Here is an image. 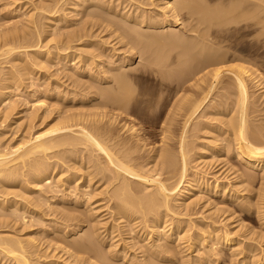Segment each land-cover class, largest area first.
I'll list each match as a JSON object with an SVG mask.
<instances>
[{
  "label": "rangeland",
  "instance_id": "1",
  "mask_svg": "<svg viewBox=\"0 0 264 264\" xmlns=\"http://www.w3.org/2000/svg\"><path fill=\"white\" fill-rule=\"evenodd\" d=\"M41 1H43V2H41ZM45 1H46V3L48 2L47 0H0V43H1V46L3 44V41H1V40H4L5 38L7 39V38H9V35L12 36V34H14V32H12V31L14 30L13 26H15V24H17L15 26L17 28L22 27L23 24L26 26V24L28 22L25 20L27 18L23 14L25 12H28V14H29L31 8L33 9L35 6L46 4ZM88 1L89 0H84V1L83 0H61V4H62L61 8L66 10L65 11L66 12L65 17L67 16L65 18L66 21H63L64 20L63 19L62 20L63 22L61 21V23H59L60 21L56 20L59 24L56 22V24H54L55 26L52 25L53 27L52 26L48 27V19L46 16L49 14L47 12H44L40 15L36 14V17L37 16L40 17L39 20L41 19V22L43 21L41 24L43 26H41V27L45 30V31L43 30V34H40V39H41L42 43L38 46L37 45L35 46V44L33 45V43H35L33 41H35L37 39V38H35V34H33V35L28 34L30 37H28V39H26L27 38V37H25L26 34L20 33V31L22 29L26 33L29 30L31 31L30 27L26 26L25 29H24V27L22 29L21 28L18 29L19 36H21L23 34L25 35V36L24 35L22 36L23 39H22V37H20V39L17 40V45L21 44V47L19 49H17L16 51H14V53H13L14 55L12 54V55L4 57V58L0 57V86L4 83H7L6 81H7L8 76H9L7 74L9 73V71L13 70L14 68L17 69V72L21 73V74H25L29 70L30 71L34 70L32 72L34 74L36 73L35 75H33V74L28 75L27 74V76H30L31 78L27 79V81H25V83L21 87L17 88L11 95L12 98L14 97L13 100L16 101L15 112H17V111L23 112L24 116L22 118H18V119L8 117L7 119L2 120L3 117L0 115V134H1L0 135V142L1 143L4 142V144L7 147H9V146L12 147L14 145L16 146L19 143L18 141H21L25 138L29 139V138L35 137L34 135H36V134L41 135V132L43 134L44 132L47 131V129L49 130V128H47V127H51V126L55 125L54 123L57 122L58 117H60L61 115L64 116L68 112H69L68 114H71V113H74L76 115L78 114L79 119L82 117L84 120V117H85L84 121H86L87 125L89 124V126H91L90 129L92 128L91 130L94 131L93 124L95 125V123L93 120L94 119L93 113L95 116V114L97 113L96 111L100 110V114L102 112V115L100 117L102 118V122H103V123H99L100 126L103 124L102 127L104 125H105V127H107L106 125H108V127L110 129H112V127H113V129H112L113 134H115V136L117 134L116 140H118L119 142H121V140L125 141V142H127L126 145L128 146L129 149L137 150L135 152H138V153L134 154V155H136L135 157L137 158L136 161H140L142 164L143 163L148 164L147 168H149V167L153 168V166L160 161L159 159H161V158H159L160 156L158 154L161 152V149H163L164 147L169 146L168 149H173L174 153H175V151L177 153V140H179L178 137L180 138L181 133H182V127H183L182 123H183V119H184L182 116L180 117V115L175 114L176 117L173 116V120L175 118L176 119L174 121L172 120L170 124L164 122V117L166 116L165 117L166 119L170 118V116L172 117L173 114H171L170 112L173 111L174 104H176V101L178 102L180 98L182 99V97L184 98L185 95H188L193 100V98L196 96L193 93H191L192 91L190 93H189V91H187V92H185V91L183 92L182 90L178 91L176 88H178L179 85L177 84V80H176L174 75H171L169 72H167V73L162 72V75H164V77H163V80H161L158 77L157 71L154 70L153 74L151 76H141V77L140 76L137 77L134 75L132 76V85L134 83V86H132V87H135V90H136L135 94L138 96V98L136 100H134V102H132V106H131V109L129 111L130 113L128 112V114H126V115L122 114L120 116V115H118V113H120L119 111H121V110L116 111L117 109L112 110V108L110 106L109 107H108V105L105 106L103 103L106 100H108L112 95V93L107 92V91H110V90H112L111 92L114 91L111 88L113 83L112 84L109 83L112 80L111 79L112 77H110V76H112L113 74H114L113 76L119 74V70L116 68V66L117 65L121 66V64H122L123 67L125 66L129 69L131 67H138L144 63H147L146 62L147 56L141 54L139 52V50L137 49V47L134 48V51L132 53V51H130L131 49L129 48L130 45L127 44V46H126L125 40L121 39L120 37L118 38V35H119L118 33L117 34H116V32L112 33L111 31H109V29L107 30V28H105V27H99V28L91 27L89 25V23H90L89 20L94 19V18H92L91 16L89 17L88 14L92 11L99 10V8H97V6L95 4H92L94 7L92 6V7H89V9H86L85 7H83L84 6L83 4H85V2H88ZM96 1L97 0H95V3H96ZM125 1L126 0H123V1L122 0H111V1L105 0V2H107L109 6H111V5L116 6V5H118V3L121 4L122 8L124 6H126L127 8L124 7L125 9L119 8L122 10L121 12L125 11L124 13H126V12L128 13V11H129V13H130V11H131V12L136 13L137 15L139 14V12L141 13V11H140L141 9L146 10L147 12L148 11L150 12L153 9L154 10L153 13L158 12V8H156L157 7L156 4L162 2L160 0L159 1L158 0H155V1L154 0H152V1H150V0H139V1L127 0L128 2L127 1L125 2ZM140 1L142 2V4ZM144 1H146V2L143 3ZM70 2L71 3L75 2V4H72V5L75 6L76 10H73L74 12H72V13H71L72 10L69 11L70 10L69 7L71 5ZM138 2H140V3H138ZM148 2H150L151 4H152V2H154V6H156V7H154L153 4L152 5L150 4L151 5L150 6ZM64 3H65V5H64ZM212 3H214V2H212ZM138 4H140V5H138ZM136 5H138L137 7H139V6L140 7L137 8ZM132 7L134 9L137 8V11L136 12L133 11L134 9ZM94 8H95V10H94ZM37 11L38 10H36V12ZM68 11H69V13H68ZM86 11H87V13H86ZM36 12L34 11V13H36ZM77 13H78V15H77ZM44 14H46V15H44ZM86 14L88 16H86ZM181 17L183 19V20L181 19L183 26L185 25L187 28H189L188 23L189 24L194 23V22H191V20L189 18H187L185 16L183 17V15ZM42 19H44V20H42ZM188 20L190 22H188ZM86 21L89 23H87ZM13 22H14V24H13ZM23 22H25V23H23ZM43 23L46 24L47 26H44ZM84 23H85L84 26H85L86 31H85L84 26H83ZM62 26H64L65 28ZM45 27L47 28V30ZM77 27H78V29H77ZM81 27H83L85 32L88 31V33H87L88 36L87 35L85 36L84 34H83V36L81 35L82 33H84L83 31L82 32L80 31V29L83 30ZM53 28H55L56 30L55 29L53 30ZM61 28H63V30L65 31L64 32L61 30L62 33H64V34H59V32H57L58 31L57 29H59V31H60ZM49 29H50V32H49ZM18 31L16 30V32H18ZM23 31H21V32H23ZM46 31H48L49 33L52 32V34H49ZM70 31H72L71 32L72 34H70ZM54 32L58 33V34H55ZM78 32L80 34H78ZM66 33H68V34H66ZM80 35H81V38H80ZM232 35L233 34H231V35L229 34V36L231 37V40H235L237 42L236 43L237 48L239 49L238 52L243 54L244 56L246 55L245 58H248V59H246L245 64L247 66H249L250 68H252L254 71L256 70L255 73H258V74H256L257 78L259 79L261 77L262 82H263L264 78H262V77L264 76V57H263L264 51H263L262 44H261L262 40H263V38H262L263 35L262 34H260V35L259 34H237V36L235 34H234L235 36L234 35L232 36ZM236 37H237V39H235ZM253 37H255V38H253ZM33 38H34V40H33ZM256 38L261 42H258V40ZM12 40H14V42L16 43L15 38H13ZM19 40H20V42H18ZM27 40H29L27 42L28 44L26 43ZM30 40H31V42H30ZM119 40H121V41H119ZM255 41L257 42L256 45L254 43ZM45 43L47 44L46 45L47 47L45 46ZM228 43H230V42L228 41L226 44H228ZM251 43H254V44L251 45ZM64 44H66V45H64ZM68 44L70 46V49H67V51H65L64 47L67 46ZM22 45H24V46H22ZM56 45H57V47H56ZM61 45H64V46L59 47ZM241 45L244 48H242ZM227 47L228 46H225V44H224L223 49L225 48V50L226 49L228 50L229 47L228 48ZM34 48H35V50H40V52L41 51H43V52L37 54L33 51ZM258 48H260V50ZM55 49L59 50V52L56 51ZM250 49H254L256 53H254V55L249 54L248 52ZM136 50H138V51H136ZM70 51L72 52V55H70L71 57L69 56V61H64V62L58 61L59 60L57 58L58 53H66V52L70 53ZM85 52L86 53L88 52L87 54H89V55H87ZM193 52L195 53V50ZM18 53H23L22 55L25 58L21 57L22 55L21 54L19 55ZM46 53H48L50 55L49 58L46 55ZM51 53H53L52 54L53 56L51 55ZM172 53L174 54V52H172ZM33 54H37L38 56L33 55ZM173 54H172L171 58L175 57V54H174V56H173ZM12 56H13V58H12ZM16 56L18 58H16ZM33 56L34 57L36 56V58H37V59L35 58L36 64H35V62L34 63L32 62V59H33V61H35ZM244 56H242V57H244ZM87 57H89V58L87 59ZM9 58H11V59H9ZM171 58L169 57L170 60L168 59L169 62L167 60V62H166L167 66H165L167 68L169 67L170 69L175 68L177 65L178 66L176 67V69L183 68V66H185L188 62H192V60H189V61L187 60V62L186 61L182 62V63H186V64L183 65L182 63H180L182 66V67H180L179 66L180 64H177V61L174 60L175 58H172V60H171ZM12 59H13V61H12L13 63L10 61ZM251 59L253 62L251 61ZM7 60L9 63L6 62ZM16 60H20L21 64H20V62H19V64H17L18 61H16ZM22 60L24 61V63L27 62V64L24 65ZM29 60H31L30 62L32 65L29 64L30 63ZM37 60H38V62L40 61L41 65H39V63L37 65ZM77 60L79 62L78 65L76 64ZM248 60H249V62H248ZM92 61H93V64H92ZM164 61H166V59ZM170 62H172V63H170ZM173 62L174 63L176 62V64H177V65L175 64V67L173 66ZM11 64H13V65H11ZM75 64L77 66H75ZM169 64H172V65H169ZM189 64H191V63H189ZM192 64H194V63H192ZM14 65H16V67H14ZM27 65H28V68H27ZM34 65H35V67H34ZM111 65L113 66V68H111ZM106 66L107 67L109 66V67L107 68ZM165 67H162V69H160V71L165 70L164 72H166V71L172 72V71L176 70V69L170 70L169 68L164 69ZM209 68L210 69H207V71L211 70L213 67H209ZM21 69H22V71H21ZM76 69H77V71H76L77 73L74 71ZM105 69H109L110 71L109 70H107V71L110 72V74L108 73V75H107V71ZM92 73H93V75H92ZM168 75H170L171 77ZM108 77H110L107 80L109 82H106V79ZM167 77H169V78H167ZM224 77H223V79H221V83H222L221 85L222 86H217V88H215L211 92L210 96L206 99V101L203 102V104H202L203 106H201L202 108H200V110L194 115V117H193L194 119H192L190 122L191 125L189 124L188 129L186 130V134H185L186 139L185 140L188 143L187 148H189L188 149L189 153H187L189 156V157L187 156L188 164H189V166H188L189 171L191 170V172H192V170L195 169L197 171L199 170L200 172H202L203 175L204 174H206V175H204L205 177H201V179L198 180V183H197V181H195L197 185H195V186L190 185L191 187H189L188 190L190 191L191 194H185L184 196H181L180 205H179V207H176L178 209L175 208V210H177V212L175 211L177 213V215L174 214L173 216H174V218H176L180 221H188V219L190 218L189 220L192 221V222H190L191 225L193 223L196 224L197 222L198 223L199 222H208L209 223V222H211V220L215 219L214 221H217L218 226L221 225L220 227L223 228L222 230L226 231L225 229H229V230H227V232L228 231H229V233L231 232V236L234 234V236H233V238L235 239L234 243H238L237 245H239V243L242 241L240 243L241 245H239V248H241V249H242V247L243 248L244 247L249 248L251 246H252L251 248H253L255 246L254 253H253V251H250L245 256H246V258L250 257V259H252V258L258 259L259 258V260H257V262H255V259H254V261L252 259L251 262L249 261L247 264H264V232H263L264 228H263V226H261L262 221H261L260 214H258V212L260 210L259 209L260 208L259 202L261 201V198L264 197V189H263L264 177H262L264 175L263 174L264 168L247 167L246 165L244 166L243 162L236 160V158H234L232 153H230V152L228 153L225 151L227 149V146H229L228 143H230V144L232 143L233 145L235 143V141L232 139L233 137L230 135L231 133L229 132L230 127L226 123L229 120L232 121V119H233L232 116H235L233 119V120H235V118L237 117L236 112L238 109L236 110V108L238 105L235 104V101L237 100V98H236L237 95L235 94V93H237V89L235 88V85L233 84L230 77H227V75H225ZM166 78L167 79L171 78V79L166 80ZM209 79L210 78H208V79L206 78L205 83H200L201 84V85H199L200 88L203 85H205L207 82L209 84L211 82V79H210V82H209ZM104 80H105V82H104ZM171 81H172V83H171ZM194 82H195V80L194 81L191 80V81H188V84H185V85H189V83H190V86L193 85L194 88L197 89L198 86L195 85L196 83L192 84ZM228 82H230V83H228ZM165 83H168V84L170 83V86L168 84L166 86ZM178 83H180V82H178ZM57 84L59 87L57 86ZM231 84L234 86H232ZM253 84H255V83L254 82L250 83V86H251L250 91H251V93L253 92L251 97H253V98L250 97L249 102L251 103L253 101V103L254 102H256V103L253 106H251V107H253L252 109L250 107L251 110L249 112L248 119H247L248 122H250V123L247 122V125L249 126L250 131H252V133H250V134H252V136L256 135L259 132H262V133L264 132V130H262V129H264L263 128L264 127V108H263L264 107V87H263V89H261V88H258V86L253 85ZM174 86H177V87H174ZM193 86H192V88H193ZM221 87H223V88H221ZM176 90L178 91V93ZM233 90H235V92ZM102 92H104L105 94L108 93L110 95L107 96L108 94L105 95ZM114 92L116 93V90ZM114 92H113V94H114ZM15 93H16V95H15ZM138 93H139V95H138ZM183 93H185V94H183ZM218 95H220V96H218ZM223 95H225V96H223ZM82 96L88 97L87 102H82V98H83ZM232 96H234V97H232ZM251 99H253V100H251ZM192 100L190 99V102ZM223 102H225V103H223ZM163 103H164V105H163ZM191 103H194V100ZM217 103H219L218 104L219 107H218ZM213 104H214V106H213ZM100 105H101V108H100ZM234 105L236 107H234ZM255 105H257V106H255ZM255 107H256V109H255ZM1 108H3V104L0 105V110H2ZM170 108H171V110H170ZM232 109H234V110H232ZM254 109H255V111H254ZM230 110L232 111V113L230 112ZM62 111L64 112V114ZM49 112H50V114H49ZM32 113L34 115V118L31 115ZM167 113L169 114V116L166 115ZM44 114H46V115H44ZM47 115H48V117H47ZM58 115H60V116H58ZM76 115H75V117L77 118ZM67 118H69V117H67ZM82 118L78 122H81ZM42 119H44V121H42ZM90 119H91V121H90ZM72 122H74V120H72L71 123ZM162 122L167 124V125H165L163 127ZM222 122H223V125H222ZM74 123H72V124H74ZM28 124H29V127H31V129L28 128L29 130L27 129ZM198 124H200V125H198ZM132 126L134 127V129H131L132 130V132H131L130 128H133ZM74 127H72V129H78L76 126H74ZM253 127H254V129H253ZM45 128H47V129H45ZM161 129L164 132H166V133H164V135L161 132ZM166 129L168 131H165ZM251 129H253V130H251ZM117 132H119V133H117ZM167 132L169 133V135L167 134ZM213 132L215 134H217V136L219 138L217 136H215V134ZM174 133H175V135H174ZM227 135H229V136H227ZM167 136H168V139H163L165 137L167 138ZM213 136H215V137H213ZM224 136H226V138ZM123 138H125V139H123ZM228 140H229V142H228ZM164 143L166 145H164ZM226 143H227V145H226ZM64 146H62V147L59 146L58 148L55 147L53 149V152L51 151L52 152L51 160L49 162L53 163V165L55 167V172H54L53 176L51 177V179H49V181H43L41 184L42 190L44 189L43 191L44 192L46 191L45 193L42 190L39 193L38 191H29L27 188L26 189L22 188L20 182H18V181H7V182H4L3 186H2V183L0 182V187L1 186L4 188L6 186L8 187L6 189H3L2 187L0 188V193L2 192L1 198L4 199V197H5V199H8V200L10 198V201H12L14 198H17V199L16 200L14 199L13 201L18 200V206L14 203L7 204L8 207L7 206L2 207V205L0 206V232L13 234L14 236L20 237L23 239V240L22 239L21 240L24 243H25L24 240H26V238H27V240H26L27 244H33L34 246H36V247H33L35 250V254H36V256H35V254L33 255L34 257H37V255L45 254V255H48V258L51 256L49 258L50 260H53V259H55V260L57 259V260H61V261L64 260L63 261L64 264H71V261H73L74 258L71 256V253H74L75 256L84 258V259H82L83 261L80 259V262L79 261L74 262L75 264H82V263L85 264L84 260L88 259L87 254H82V253L78 252L77 248L79 246H81V244L83 242L89 243L91 241L95 242V243L93 242L94 245L97 243V245H95V246L93 245L94 248L96 246H99V247H96L97 249H100V247H102V249H100V251H103L104 254H107V255H105L106 260H107L106 256H108V258H110L111 261L112 260L115 261L114 263H112L113 261L112 262L108 261V264H110L109 262H111L112 264H130V262H131V264H159V263L160 264L161 263L162 264H188L189 262L187 260H189L191 264H194L195 262H196L195 264H197V262L200 261L198 258H194V255L196 253H194L193 251L183 250L184 253H180V254L177 252L175 253V251H180L179 250L180 248L178 249V247L176 245V240H174V239H176V236L178 233H181L180 235H182V232L184 231L183 228H179V230L177 229L176 234L173 235V238L171 237L168 240L162 239L161 241L160 240L158 241L157 234L160 235V234L164 233V232H162V231H164L163 228H165L167 225L164 222L158 223L159 228L158 229L155 228V231L153 230L154 232H152L150 234L151 237L149 239H148V236H150L149 233L151 231V228H150L151 226L149 228L142 229L141 233H140V231H138L136 229H135L136 230L135 231L134 228L132 229L133 225H131V224L133 222L126 221V219L124 217L117 214V208L113 207L114 205L112 204L113 201L108 202L109 203L108 204L106 202L107 194H106V196L103 195L104 193L102 194V192L106 190V188H103V187H105V185L107 186V182L104 183V180L101 179L102 174H98L95 171L96 169H95L94 165H95V159H97V157H96L97 154L95 155V153H93L90 155V153H89L90 150H86L87 148H85L83 146H79L78 148H76V150H74V149L69 150L70 147L66 146L68 148L67 149ZM225 146H226V148H225ZM77 149H79V150H77ZM72 151H76V152H73V155H72ZM176 153L173 155V159L175 160V162H177L176 165L179 168H177V166H176V169L178 171L174 170L173 173H175L178 177L177 173L179 172V169L181 167V162L179 163L180 164L179 165L178 164L179 155L177 154L178 155L177 156ZM226 153H228V154H226ZM58 154H59V156H58ZM87 156L90 158H88ZM93 156H95V157H93ZM153 156L157 158L156 161H155V158ZM207 157H208V159H206ZM223 157H228V158H223ZM59 159H61V160H59ZM62 159L64 161H62ZM67 160H68V162H67ZM88 160H90V161H88ZM101 161L105 162L104 157L101 158ZM237 162H239V163L237 164ZM229 163H231V164H229ZM232 165L235 166V168L234 167L232 168ZM221 168H222V170H220ZM242 168L244 171L242 170ZM251 169L253 170V173L256 176V178H255V176H253L254 177L253 178V177L246 175V173H247L246 170L251 172ZM202 173H200V174L202 175ZM243 173H244V175H243ZM76 174H77V176H76ZM170 174L171 173H169V176H170ZM175 174H171V175L173 176ZM231 174H233V175H231ZM165 175L168 176V173H166ZM165 175H163V177H167ZM245 175L248 177H246ZM90 176H92L93 182L91 183V185L90 184L88 185V180L91 178ZM60 177H61V179H63V181L61 180V182H59V184H57L58 183L57 179ZM175 177L176 176H174V178ZM214 177H216L215 179H218L221 183L226 184V187H224V189L219 188L217 192H214V183H216V180H214ZM25 178L28 179V177H25ZM78 178H79V180H78ZM87 178H89V179H87ZM250 178H252V179H250ZM22 179H24V178H22ZM129 180L134 181L132 178L131 179L129 178ZM174 180H176V179H174ZM174 180L172 179L171 181H174ZM76 181H78V182H76ZM132 181H131V183H133L132 186L135 185L134 187L139 189L140 185H138L137 182H135V181L132 182ZM201 182H203V183H201ZM53 183H55V184H53ZM203 184H205V185H203ZM237 185H239V186H237ZM13 187L16 188V190H18L17 188H19L18 191L21 190L22 193L21 192L19 193L18 191L13 189ZM110 187H112V186H110ZM54 189H55V191H54ZM4 190H7V192ZM47 190L50 193H47L48 192ZM99 190H103V191H99ZM8 191H9V193L11 192V194H9ZM97 191L101 192V193H96ZM260 191L263 193L261 194ZM4 192H5V194H3ZM12 192H16V194L12 193ZM17 192H18V194H17ZM42 194L45 196H43ZM26 195H29V197L33 195L32 199H34L35 208L33 205H32L33 207L31 206V204L33 202V201L31 202V200H32L31 197L28 199V197ZM101 195H103V196H101ZM252 195H254V196H252ZM255 195H256V197H255ZM24 196L26 197L27 202L25 201ZM103 197H104V199H103ZM40 198H42V200H39ZM192 198L194 199V202H193ZM196 198H197V201L195 200ZM259 198H260V200H259ZM20 200H22L23 202L25 201L23 204L26 203V205H27L29 202L31 204L29 203L30 205L28 204V206H26V207H25V205L22 206V202ZM188 201H189V206H186L188 204ZM37 202H39V203H37ZM99 202L102 204H98ZM192 202L194 204H192ZM248 203H249V205L252 204L254 207L252 205L249 206ZM13 204L16 205L17 207L14 206ZM104 204L106 205L105 207H103ZM108 205H111V207H109ZM182 205H184V206H182ZM187 207H189L187 209L188 211H186V209H185ZM190 207L193 211H191ZM16 208H18L17 212L15 210ZM101 208H103L105 210H103ZM114 208H116V209H114ZM189 209H190V211H189ZM214 209H216V210H214ZM211 210H212V212H211ZM22 212H23V214L21 215ZM184 212H186V214ZM12 213H13V215H12ZM188 213L192 216H190ZM171 214H173V213H171ZM171 214L169 216H171ZM183 214H185V215H183ZM23 215H24V217H23ZM118 215L122 218H120ZM203 215H205L204 220L202 219ZM13 216H15L16 218H14ZM180 216H182V217H180ZM184 216H186V217H184ZM20 217H23V218H20ZM167 218H169V217H167ZM4 219H5V222H4ZM216 219H218V220H216ZM205 220H207V221H205ZM218 221H219V223H218ZM94 225L98 226L96 228H98L99 230L96 229ZM160 226H161V228H160ZM238 226L240 228H238ZM113 228H114V230H113ZM129 228H131L132 230ZM175 228L176 227L174 226V230H175ZM70 229H71V232H70ZM171 229H173V224L171 225ZM94 230H98V232L94 231ZM236 230H238V231H236ZM93 231H94V233H92ZM156 232H158V233H156ZM247 232H248V234H247ZM95 233H96V235H98V238H94ZM239 234H241V235H239ZM138 236H142L144 238H142V237L138 238ZM245 236H247V238H245ZM29 237H30V239L33 238L30 240L31 242L29 241ZM91 237H93V238H91ZM240 237H242V239ZM248 237H249V239H248ZM84 239H85V241H84ZM86 239L87 240L90 239V240L86 241ZM79 240H80V242H79ZM254 241H256V242H254ZM32 242H34L35 244ZM65 243H68V244H65ZM152 243H153V248H152L153 251H157V250L163 251L164 245H168L167 247H169V248H167L168 250L166 251V253L169 252V254L166 255V253H163V252H161V254H162V256L170 257V255L172 253H175V257H174V254H172L170 257V258H173V260L170 258H169L170 259L169 260L166 257H161V256L158 257L161 260L157 259V258L153 259L155 257H153V256L151 257V255H150L152 251H150L148 249L149 253H147V248L144 249L145 250V253H144L143 248H145L147 246V244H149L147 246V247H149L150 245H152ZM249 243H250V245H249ZM37 244H38V246H37ZM77 244L78 245L80 244V245L78 246ZM159 245H160V247H159ZM66 246L68 247L69 250H67ZM70 246H71V248H70ZM154 246H155V249H154ZM172 246L173 247L175 246V247L173 248ZM64 249L67 250L66 251L67 253L65 252ZM173 250H174V252H173ZM231 250L232 249H230L228 247L223 248V251L226 253H229V254H231L230 253ZM75 252L76 253L78 252V253L76 254ZM109 252H111L112 254ZM190 252H192V256H191ZM49 254H50V256H49ZM182 254H184L185 256L183 257ZM186 254L188 257L186 256ZM249 255H251V256H249ZM190 256L193 258V260ZM34 257H32V259H34ZM146 257H147V259H146ZM46 258H41V260H47ZM151 258L153 260H151ZM149 259H150V261L148 263ZM183 259L185 261H187V263H183V262L181 263V260H183ZM196 259H198V260L196 261ZM243 259H245L243 256H242V258L238 257L237 258L238 263L240 260V264H241ZM5 260L6 259H4V261ZM35 260L33 263L36 264ZM128 260L130 262H128ZM163 260H164V262H163ZM4 261L0 262V264H4L3 263ZM89 261H91L92 263H95L94 260H89ZM244 261L242 263H244ZM202 262H203V264H204V262H206L205 264H216L214 261L210 262V259H208V260L204 259V260H202ZM225 262L226 261H224V258H223L222 263L219 262L217 264H226ZM238 263H236V264H238ZM6 264H8V262Z\"/></svg>",
  "mask_w": 264,
  "mask_h": 264
},
{
  "label": "bare ground",
  "instance_id": "2",
  "mask_svg": "<svg viewBox=\"0 0 264 264\" xmlns=\"http://www.w3.org/2000/svg\"><path fill=\"white\" fill-rule=\"evenodd\" d=\"M47 1H48L47 3L45 1L46 4H43V5H39L38 4L39 6H35L33 9L31 8L29 14H28V12H25L23 14L27 18L25 20L30 24L29 25L27 23L26 26H29L31 31L29 30L26 33L22 29L23 27H24V29L26 27L24 24H23L22 27H19V28L15 27L17 25V24H15V26H13L14 30L12 31V32H14V34H12V36L9 35V38H7V39L5 38L4 40H1V41H3V44L1 46V43H0V57L4 58V57H7V56H10V55H12L14 53V51L19 49L21 47V44L17 45V40L20 39V37H22L24 34H26V36L24 35L25 37H27L26 39H28V37H30L29 36L30 34H32V35L35 34V38H37V39L35 41H33V42H35V43H33V45L35 44V46L36 45L38 46V45H40L42 43V41L40 39V34H43V30H44L41 27V26H43V25H41L43 21L41 22V19L39 20L40 17H38V16L36 17V14L40 15V14H42L44 12H47L49 14V15L46 16L47 19H48V27L56 24L57 21H60L59 23H61V21L63 19H64L63 21H66L65 20V18L67 17V16L65 17V15H66L65 11L66 10L61 8V5H62L61 4V0H47ZM137 1H139V0H137ZM150 1H152V0H150ZM160 1H162V2L156 4L157 7L154 6V2H152L153 6L158 8V12H154L153 13V11H154L153 9L150 12L149 11L147 12L146 10L141 9L140 10L141 13L139 12L138 15L136 13H134V12H131V11H130V13H129V11H128V13L127 12L124 13L125 12L124 10H123L124 12H121L122 10L119 9V8H122L121 4L118 3V5H116V6H113V5L109 6L108 3L105 2V0L104 1L103 0L102 1L101 0H97L96 3H95V0H89L88 2H85V4H83L84 5L83 7H85L86 9H89V7L93 6L92 4H95L97 6V8H99V10L92 11V12H90L88 14L89 17L91 16L92 18H94V19H90L91 21L89 20L90 23L87 22L88 20L86 21L87 23H89V25L91 27H93V28L94 27H97V28L105 27V28H107V30L109 29V31H111L112 33L113 32H116V34L118 33L119 34L118 38L120 37L121 39L125 40L126 46H127V44L130 45L129 48L131 49L130 51H132V53L134 51V48L137 47V49L139 50V52L141 54L147 56V59H146L147 63H144V64L141 63L142 65H140L138 67H131L129 69V68L125 67V66H124L125 67L124 68L122 66V64H121V66L117 65L118 67L116 66V68L119 70V74H117L115 76H113L114 75L113 74L112 76H110V77H112L111 78L112 79L111 82L107 81L110 77H108L107 79L105 78L106 82H109L111 84L113 83L111 88L114 91L116 90V93L113 91L114 94H113V92H111L112 91V90H110L111 88L109 89L110 91H107V92L112 93V95H111V97L108 100H106L103 103L105 106H107V105H108V107L110 106L112 108V110H114V109H117L116 111L121 110V111H119L120 113H118V115H120V116L122 114H125V115L128 114V112L131 109L132 102H134V100H136L138 98V96L135 94V91H136L135 87H132V86H134V83L132 85V76L133 75L137 76V77L138 76H140V77L141 76H151L153 74L154 70L157 71L158 77L161 80H163V77H164V75H162V72L163 73L169 72L171 75H174L176 80H177V84L179 85V87L176 88L178 91H180V90H182L183 92L184 91L185 92L189 91V93L192 91L191 93H193L196 96V97H194L195 99L193 98L194 103H191V102H193V100L188 95H185V97L184 98L182 97V99L180 98L179 101L178 102L176 101V104H174L173 111L170 112L171 114H173L172 117L170 116V118H168V119L165 118L166 116L164 117V122L168 123V124L171 123V121L173 120V116H175V114L176 115H180V117L182 116L184 118L183 119V123H182L183 124L182 125L183 126L182 127V133H181L180 138L178 137L179 140H177V153L175 151L176 155L177 154L179 155L178 164L181 162V167L179 169V172L178 173L176 172L178 174V177H177V175L175 173H173L174 170L178 171L176 169V166H177L176 163L177 162H175V160L173 159V155L175 154L173 149H168L169 146L164 147L163 149H161V152L158 154L160 156L159 158H161V159H159L160 161L158 163H156L153 166V168H150V167L147 168L148 164H144V163L142 164L140 161H136L137 158L135 157L136 155H134V154L138 153V152H135L137 150L129 149L128 146L126 145L127 142H125V141L121 140V142H119L118 140H116L117 134H116V136H115V134H113V131H112L113 127H112V129H110L108 127V125H106L107 127H105V125L102 127L103 124L100 126L99 123H103V122H102V118L100 117L102 115V112L100 114V110H99V111H96L97 113L95 114V116H94V113H93V117H94L93 120H94V123H95V125L93 124L94 131L91 130L92 129V128L90 129L91 126H89V124L87 125L86 121H84L85 117H84V120L81 117L82 121H83V122L81 121L82 122L81 123V122H78L79 120H81V118L80 119L78 118V114L77 115L74 114V113L68 114L69 113L68 112L64 116L61 115L62 117L60 115H58L60 117H58L57 118V122L54 123L55 125L56 124L57 125L56 126L53 125L54 127L51 126L52 128L51 127H47V128H49L50 131L47 128H45L48 131V132L47 131L44 132L45 134L44 133L42 134V132H41V135H39V134L37 135L36 134V135H34L35 137L31 136L32 138H29V139L25 138V139H23L21 141H18L19 143L16 146L14 145L12 147H10V146L7 147L4 144V142L3 143L0 142V182L2 183V186H3L4 182H7V181H18V182H20L22 188H25V189L27 188L29 191H38L40 193V191L42 190V188H41L42 182L43 181H49V179H51V177L53 176V174L55 172V167H54L53 163L49 162L51 160V154L53 152V149L55 147L58 148L59 146L62 147V146L65 145L64 146L65 148L70 147L69 150H72V149L76 150V148H78L79 146H83V147L87 148L86 150H90V152H89L90 155L93 154V153H95V155L97 154L96 157H97L98 160L95 159V165H94L96 170L94 168L93 169L96 171V173L102 174V178L101 179L104 180V183L107 182V186L104 184L105 187H103V188H106V190L104 189L105 191H103V190H99V191H103L102 194L104 193L103 195H105V196L107 194V196H106V202L107 203L110 202V201H113L112 204L114 205L113 207L117 208V214H119L122 217H124L126 219V221L133 222L131 224V225H133L132 229L134 228V230L136 229V230L140 231V233H141L142 229H146V228H149L151 226L150 227L151 231L149 233V235H150L152 232L155 231V228L156 229L159 228V225H158L159 222H164L167 225H166L165 228H163L164 231H162V232H164V233H162L160 235L157 234L158 241L159 240L161 241L162 239L168 240L171 237L173 238V235L176 234V231H177V229L179 230V228H183V230H184L182 232V235H180L181 233H178L177 236H176V239H174V240H176V245H177L178 249L180 248L179 249L180 251H175V253L176 252L179 253V254L180 253H184L183 250L193 251L194 253H196L194 255V258H198L200 260V261L197 262V264H203L202 260H204V259L205 260L210 259V262L214 261L216 264L219 263V262L222 263V259L223 258H224V261H226L225 262L226 264L227 263L228 264H236V263H238L237 258L238 257L242 258V256L245 258V259H243V261L244 260L245 261H244V263H242L243 262L242 261L241 264H247L249 261L251 262V260L253 258L252 257H251L252 259H250V257L246 258L245 255H247V253L250 252V251H253V253H254L255 246L253 248H251L252 246L249 247V248H245V247L244 248L242 247V249L239 248V245H241L240 243L242 241L241 242L239 241L240 242L239 245H237L238 243H234V240H235L233 238L234 234L231 236V232L230 233H229V231L227 232V230H229V229H225L224 228L226 231L222 230L223 228L220 227L221 225L218 226L217 221H214L215 219L212 218L213 220H211V222H209V223L208 222H199V223L195 222L196 224L193 223L191 225L190 222H192V221L189 220L190 218L188 219V221H180V220L174 218L173 215L174 214L177 215V213H176L177 210H175V208L179 207L180 202H181V196H184L185 194H191L190 191L188 190V188L191 187L190 185H194V186L197 185L195 181H197V183H198V180L201 179V177H205L204 175H206V174L203 175V173L198 170L200 173H202V175H201L195 169L192 170V172H191V170L189 171V168H188L189 164H188V159H187V156H188L187 153H189L188 152L189 148H187L188 143L185 140L186 139L185 138L186 130L188 129V125L190 124L191 120L194 119L193 118L194 115L200 110V108H202L201 106H203L202 105L203 102L206 101V99L210 96L211 92L215 88H217V86H222L221 85L222 84L221 83V79H223V77L225 75H227V77H230V79L232 80L233 84L235 85V88L237 89V93H235L237 95L236 96L237 100L235 101V104L238 105L237 108H236V110L238 109L237 112H236L237 113V117L235 118V120H233L235 116H232L233 117L232 121L229 120L226 123L230 127L229 132L231 133L230 135L233 137L232 139L235 141V143H234V145L232 143H231L232 145L230 143H228L229 146H227V149L225 151L228 152V153L229 152L232 153V155L234 156V158H236V160H238L240 162H243L244 166L246 165L247 167H254V168L261 167V168H264V132L263 133L262 132H259V133L256 132L257 134L252 136V134H250V133H252V131H250L249 126L247 125V122H248L247 119H248L249 112L253 108L251 106H253L256 103V102L253 103V101L251 103L249 102L250 97H251V95L253 93V92L251 93V91H250V89H251L250 83L254 82L255 84H253V85H256V86H258V88L263 89L264 81L262 82L261 77L259 78L261 81L257 78L256 74H258V73H255L256 70L254 71L252 68H250L249 66H247L245 64L246 59H248V58H245L246 55L244 56L243 54L238 52L239 49L237 48V44H236L237 42L235 40H231V37L229 36V34L230 35L231 34H233V35L235 34L236 36H237V34H259V35L262 34L263 35V37H262L263 40H262L261 44H262V48H263V51H264V0H160ZM41 2H43V1H41ZM140 2H138V3H140ZM145 2L146 1H144L143 3H145ZM212 2H214V3H212ZM148 3H149V5L151 4L150 2H148ZM72 4H75V2L71 3V5L69 7L70 8L69 11L72 10L71 13L74 12L73 10H76L75 6L72 5ZM141 4H142V2H141ZM64 5H65V3H64ZM138 5H140V4H138ZM138 5H136V7ZM124 7H126V6H124ZM139 7H137V8H139ZM137 8H135V9L133 8L134 9L133 11L136 12ZM36 10H38L39 12L38 11L36 12ZM94 10H95V8H94ZM34 11L36 13H34ZM69 11H68V13H69ZM86 13H87V11H86ZM44 15H46V14H44ZM77 15H78V13H77ZM88 15L86 14V16H88ZM182 15H183V17L185 16V17L189 18L191 20V22H194V23H191V24L188 23L189 28H187L185 25H184L185 27L183 26V23L181 21V19H182L181 16ZM42 20H44V19H42ZM188 22H190V21L188 20ZM23 23H25V22H23ZM13 24H14V22H13ZM84 25H85V23L83 24V26ZM44 26H47V25L44 24ZM62 27H64V26H62ZM78 27H77V29H78ZM20 28L22 29L21 31H23V32L20 31V33H24L21 36H19V31H18V29H20ZM81 28L83 29V27H81ZM54 29L55 28H53V30ZM84 29H85V26H84ZM84 29L83 30L80 29L81 32L82 31L84 32V33L81 34L82 36H83V34L86 36L87 33H88V31L85 32L86 29H85V31H84ZM16 30L18 32H16ZM46 30H47V28H46ZM57 30H58L57 32H59V34H64V33H62V31H64L63 28L60 29V31L62 30L61 32L59 31V29H57ZM46 32H48V31H46ZM49 32H50V29H49ZM71 32L72 31H70V34H72ZM79 32H78V34H80ZM49 34H52V32L49 33ZM55 34H58V33H55ZM66 34H68V33H66ZM81 35H80V38H81ZM13 38L16 39L15 40L16 43L14 42V40H12ZM253 38H255V37H253ZM22 39H23V37H22ZM235 39H237V37ZM33 40H34V38H33ZM28 41L29 40H27L26 43ZM119 41H121V40H119ZM228 41L230 43L226 44ZM18 42H20V40ZM30 42H31V40H30ZM258 42H261V41L258 40ZM254 43L256 45L257 42L255 41ZM254 43H251V45L254 44ZM224 44H225V46L229 47V48L227 47L228 50L227 49L225 50V48L223 49ZM46 45L47 44L45 43V46ZM64 45H66V44H64ZM64 45H61L59 47H62ZM22 46H24V45H22ZM56 47H57V45H56ZM241 47L244 48L242 45H241ZM64 48H65L64 49L65 51H67V49H70L69 44L67 46H65ZM258 49L260 50V48H258ZM138 50H136V51H138ZM194 50H195V53L193 52ZM33 51L35 53H37V54L43 52V51L40 52V50H35V48H34ZM56 51L59 52V50H56ZM172 52H174V54H175V57H172V58H175L174 60L177 61V64H180V63L185 62V61L187 62V60L188 61L192 60V62H188L187 63L188 65L186 63H182L183 65H185V64L186 65L183 66V68H179V69H176V67L178 65L176 64V62L175 63L173 62V66L175 67V64L177 66L175 68H171V69L172 70L176 69L177 71L176 70H174L172 72H170V71L164 72L165 70L164 71H162V70L160 71V69H162V67L167 66L166 62L169 59V57L171 58V56L173 54ZM248 53L251 54V55L252 54L254 55V53H256V52H255L254 49H250ZM18 54L22 55L23 53H18ZM37 54H33V55L38 56ZM52 54L53 53H51V55ZM174 54H173V56H174ZM46 55L49 58L50 55L48 53H46ZM70 55H72L71 51H70V53L69 52L58 53V55H57V58L59 59L58 61H62V62L69 61V56ZM87 55H89V54H87ZM36 56L35 57L33 56L35 61H33V59H32V62L33 63L35 62V64H36V59H37ZM242 56H244V57H242ZM21 57H24V56L22 55ZM12 58H13V56H12ZM16 58H18V57L16 56ZM88 58L89 57H87V59ZM172 58H171V60H172ZM9 59H11V58H9ZM165 59H166V61H164ZM169 60H168V62H169ZM249 60H248V62H249ZM10 61L12 62L13 59L10 60ZM16 61H18V63ZM16 61L15 62L17 64H19V62L21 64L20 60H16ZM30 61L31 60H29V62ZM40 61L38 62V60H37V65H38V63H39V65H41ZM251 61H252V59H251ZM6 62H8V60ZM170 63H172V62H170ZM189 63H191V64H189ZM192 63H194V64H192ZM23 64L25 65V64H27V62L24 63V61H23ZM29 64H31V62ZM76 64L77 65L79 64L78 60H77ZM76 64H75V66H77ZM92 64H93V61H92ZM11 65H13V64H11ZM169 65H172V64H169ZM179 66L182 67L181 64ZM14 67H16V65H14ZM34 67H35V65H34ZM209 67H213V68L211 70L207 71V69H210ZM27 68H28V65H27ZM111 68H113L112 65H111ZM168 68L165 67L164 69H168ZM109 69H105V70L107 71ZM21 71H22V69H21ZM32 71H34V70H32ZM32 71L29 70L25 74H21V73H18L17 69L14 68L13 70L9 71V73L7 72L8 74L6 73L7 75H9L8 79L6 81L7 83L2 84L3 83L2 82L1 83L2 85L0 86V105L3 104V108H4V109L1 108L2 110H0V115L3 117V119L1 118L2 120L7 119L8 117H12L14 119H18V118H22L24 116L23 112H20V111L19 112L18 111L15 112V108H16L15 103H16V101L13 100L14 97L12 98L11 95L17 88L21 87L25 83V81H27V79L31 78L30 76H27V74L28 75H31V74L35 75L36 74V73L34 74ZM74 71L76 72L77 69L74 70ZM108 73L110 74V72L107 71V75H108ZM92 75H93V73H92ZM168 76H170V75H168ZM167 78H169V77H167ZM167 78H166V80H170L171 79V78L170 79H167ZM206 78L207 79L210 78L211 82H210V79H209L210 83L208 84V82H207L206 83L207 85L205 84L206 86L203 85L200 88V86H199V85H201L200 83H205L206 82ZM262 78H264V76ZM191 80H193V81L195 80V82L192 83V84L196 83L195 85L198 86L197 89H195L193 85H192L193 88H192V86H190L191 82L189 83V85H185V84H188V81H191ZM104 82H105V80H104ZM178 82H180V83H178ZM171 83H172V81H171ZM228 83H230V82H228ZM165 84L167 86L168 83H165ZM168 85L170 86V83ZM234 85H232V86H234ZM57 86H58V84H57ZM174 87H177V86H174ZM221 88H223V87H221ZM235 90H233V91L235 92ZM178 91H177V93H178ZM102 93H104V92H102ZM107 94H105V95H107ZM183 94H185V93H183ZM15 95H16V93H15ZM109 95L110 94H108L107 96H109ZM138 95H139V93H138ZM218 96H220V95H218ZM223 96H225V95H223ZM232 97H234V96H232ZM251 98H253V97H251ZM190 99L192 100L191 102H190ZM87 100H88V97H86V96L82 98V102H87ZM251 100H253V99H251ZM223 103H225V102H223ZM218 104L219 103H217V105ZM163 105H164V103H163ZM213 106H214V104H213ZM255 106H257V105H255ZM218 107H219V105H218ZM234 107H236V106L234 105ZM250 107H251V109H250ZM100 108H101V105H100ZM255 109H256V107H255ZM255 109H254V111H255ZM170 110H171V108H170ZM232 110H234V109H232ZM230 112L232 113L231 110H230ZM49 114H50V112H49ZM63 114H64V112H63ZM31 115L34 118L33 113ZM44 115H46V114H44ZM75 115L77 116V118L75 117ZM166 115L169 116L168 113ZM47 117H48V115H47ZM67 117H69V118H67ZM58 120L59 121L61 120V121L59 122ZM72 120H74L75 123L72 122L74 124L71 123ZM42 121H44V119H42ZM90 121H91V119H90ZM165 123H163V127L165 125H167ZM248 123H250V122H248ZM198 125H200V124H198ZM222 125H223V122H222ZM74 126H76L78 129H72V127H74ZM28 128L31 129V127H29V124H28L27 129ZM131 129H134V127L130 128V130ZM167 129L165 131H168ZM253 129H254V127H253ZM253 129H251V130H253ZM262 130H264V129H262ZM131 132H132V130H131ZM161 132L163 133V135H164V133H166L162 129H161ZM117 133H119V132H117ZM167 134L169 135L168 132H167ZM174 135H175V133H174ZM215 136H217V134H215ZM215 136H213V137H215ZM227 136H229V135H227ZM224 137L226 138V136H224ZM123 139H125V138H123ZM163 139H168V136H167V138L165 137ZM228 142H229V140H228ZM165 143H164V145L167 144V143L166 144ZM226 145H227V143H226ZM225 148H226V146H225ZM77 150H79V149H77ZM73 152H76V151H72V155H73ZM228 153H226V154H228ZM58 156H59V154H58ZM93 157H95V156H93ZM102 157H104L105 162L101 161ZM88 158H90V157H88ZM154 158H155V161H156L157 158L156 157H154ZM223 158H228V157H223ZM206 159H208V157ZM59 160H61V159H59ZM62 161H64V160L62 159ZM88 161H90V160H88ZM67 162H68V160H67ZM238 163L239 162H237V164ZM229 164H231V163H229ZM233 167L235 168V166L232 165V168ZM177 168H179V167L177 166ZM220 170H222V168ZM242 170H243V168H242ZM106 172L107 173L109 172V173L107 174ZM246 172H247L246 175H248L250 177L255 176L252 169H251L252 173L247 171V170H246ZM166 173H168V176L165 175ZM169 173L175 174V175L172 176L170 174V176H169ZM163 175H165L167 177H163ZM231 175H233V174H231ZM243 175H244V173H243ZM76 176H77V174H76ZM174 176H176L177 178L176 177L174 178ZM248 176H246V177H248ZM25 177H28V179L25 178ZM90 177H91L90 179L87 178V179H89L88 180V185L89 184L91 185V183L93 182L92 181L93 180L92 176H90ZM262 177H264V175ZM22 178H24V179H22ZM129 178L130 179L132 178L135 182L138 183V185H140L139 189L134 187L135 185L132 186V184H133V183H131L132 180H129ZM215 178L216 177H214V180H216V183H214V192H217L219 188L224 189V187H226V184L221 183L218 179H215ZM255 178H256V176H255ZM172 179L173 180L176 179V180L171 181ZM250 179H252V178H250ZM61 180L63 181V179H61V177L58 178L57 179L58 183L57 182L56 183L59 184V182H61ZM78 180H79V178H78ZM134 181H132V182H134ZM76 182H78V181H76ZM201 183H203V182H201ZM53 184H55V183H53ZM205 184H203V185H205ZM110 186H112V187H110ZM237 186H239V185H237ZM2 188L6 189L8 187L6 186L5 188L4 187H2ZM13 189L16 190V188H14V187H13ZM17 189L19 190V188H17ZM263 189H264V187H263ZM18 190H16V191H18ZM4 191L7 192V190H4ZM54 191H55V189H54ZM18 192L22 193L21 190L18 191ZM18 192H17V194H18ZM1 193H0V206L2 205V207H6L7 204H10V203H14V204H16L18 206V200L17 201H13L14 199L16 200L17 198H14L12 201H10V198L8 200V199H5V197L3 196L4 199H2L1 198L2 197ZM8 193H9V191H8ZM12 193L16 194V192H12ZM47 193H50V192L48 191ZM96 193H101V192L97 191ZM260 193L262 194L263 192L260 191ZM3 194H5V192ZM9 194H11V192ZM103 195H101V196H103ZM26 196L28 197V199L30 197L32 199L33 195L30 196V197H29V195H26ZM43 196H45V195H43ZM252 196H254V195H252ZM104 197H103V199H104ZM255 197H256V195H255ZM24 198H25V201H26V197L25 196H24ZM260 198H259V200H260ZM39 200H42V198H40ZM192 200L194 202L193 198H192ZM195 200L197 201V198ZM20 201L22 202V206L25 205V207L28 206V204L30 203L29 202L26 205V203L23 204L25 201L24 202L22 200H20ZM31 202H32V204L30 203L31 206L32 205L34 206L35 205L34 204L35 203L34 199H32ZM193 202H192V204H194ZM37 203H39V202H37ZM98 204H102V203L99 202ZM105 204L103 205V207L106 206ZM259 204H260V208H259L260 210H259L258 214H260L262 222L260 220L259 221L262 223L261 226H263V228H264V197L261 198V201L259 202ZM16 205H14V206H16ZM248 205H249V203H248ZM251 205H249V206H251ZM108 206L111 207V205H108ZM182 206H184V205H182ZM186 206H189V201H188V204ZM18 208L15 209L16 212H17ZM34 208H35V206H34ZM116 208H114V209H116ZM188 208L189 207L185 208L186 211H188L187 210ZM101 209H103V208H101ZM176 209H178V208H176ZM190 209H191V207H190ZM190 209H189V211H190ZM103 210H105V209H103ZM214 210H216V209H214ZM191 211H193V210L191 209ZM211 212H212V210H211ZM171 213H173V214H171ZM184 213L186 214V212H184ZM22 214H23V212L21 213V215ZM170 214H171V216H169ZM185 214H183V215H185ZM12 215H13V213H12ZM190 216H192V215H190ZM204 216L205 215H203V218H202L203 220L205 218ZM13 217L16 218L15 216H13ZM23 217H24V215H23ZM23 217H20V218H23ZM122 217H120V218H122ZM167 217H169V218H167ZM180 217H182V216H180ZM184 217H186V216H184ZM216 220H218V219H216ZM205 221H207V220H205ZM219 221H218V223H219ZM4 222H5V219H4ZM172 224H173V229H171V225ZM174 226L176 227L175 230H174ZM96 227H98V226H95V228ZM160 228H161V226H160ZM238 228H240V227L238 226ZM96 229H98V228H96ZM129 229H131V228H129ZM98 230H94V231L98 232ZM113 230H114V228H113ZM94 231L92 233H94ZM236 231H238V230H236ZM70 232H71V229H70ZM96 233L94 235V238H98V235H96ZM156 233H158V232H156ZM247 234H248V232H247ZM12 235L13 234L0 232V262L4 261V259H6L3 262L4 264H6L7 262H8V264H35L33 262L36 259L35 260L36 264H64L63 263L64 260L63 261L57 260V259L56 260L55 259L50 260L49 259L51 257L50 254H49V256H50L49 258H48V255H45V254L37 255V257H34L33 255L35 254V250H34L33 247H36V246H34L33 244H27L26 243L27 238H26V240H24L25 241V243H24L22 241L23 240L22 238L14 236V235L12 236ZM239 235H241V234H239ZM142 236H138V238L142 237ZM150 237H151V235L148 236V239ZM91 238H93V237H91ZM142 238H144V237H142ZM240 238L242 239V237H240ZM245 238H247V236H245ZM31 239H33V238H31ZM31 239L29 237V241ZM248 239H249V237H248ZM89 240L86 239V241H89ZM84 241H85V239H84ZM79 242H80V240H79ZM93 242L92 241L89 242V243L88 242L87 243L83 242L81 244V246H79L80 244L79 245L77 244L79 246L77 248V251L82 253V254H87V258L88 259L84 260L85 264H108V261H111V259L108 258V256H106L107 257V260H106L105 255H107V254H104L103 251H100V249H102V247H100V249L96 248V247H99V246H96L94 248V246L97 245V243L94 245ZM254 242H256V241H254ZM32 243H34V242H32ZM65 244H68V243H65ZM148 245L149 244H147V246ZM160 245H159V247H160ZM249 245H250V243H249ZM37 246H38V244H37ZM147 246L145 248H143V250L147 248V253H149L148 252L149 250L152 251L150 255H151V257L152 256L155 257L153 259H156V258L160 259V258H158L159 256L166 257V256H162L161 252L166 253V251L168 250L167 248H169V247H167L168 245H164L163 251H160V250L153 251V249H152L153 248V243L149 247H147ZM226 247L232 249L231 252H230L231 254L226 253V252L223 251V248H226ZM70 248H71V246H70ZM154 249H155V246H154ZM67 250H69L68 247H67ZM67 250H65V252ZM173 252H174V250H173ZM109 253H111V252H109ZM144 253H145V250H144ZM175 253H172V254H174V257H175ZM190 253H191V256H192V252H190ZM167 254H169V252L166 253V255ZM171 255H170V257H171ZM182 255H183V257L185 256L184 254H182ZM35 256H36V254H35ZM71 256L74 258L73 261H71V264H75L74 262H76V261L80 262V259L81 260L84 259V258L75 256L74 253H71ZM186 256H187V254H186ZM249 256H251V255H249ZM32 257H34V259H32ZM170 257H166V258L169 259ZM41 258H46L47 260H41ZM146 259H147V257H146ZM153 259L151 258V260H153ZM170 259L173 260V258H170ZM198 259H196V261ZM254 259H255V262H257V260H259V258L258 259L254 258ZM254 259H253V261H254ZM89 260H94L95 263H92ZM192 260H193V258H192ZM149 261H150V259L148 260V263H149ZM187 261L189 262L188 264H191L189 260H187ZM187 261H185L183 259V260H181V263L182 262L183 263H187ZM111 262H109V263L112 264L115 261H113L112 263ZM128 262H130V261L128 260ZM163 262H164V260H163ZM205 263L206 262H204V264ZM130 264H131V262H130ZM238 264H240V260H239Z\"/></svg>",
  "mask_w": 264,
  "mask_h": 264
}]
</instances>
